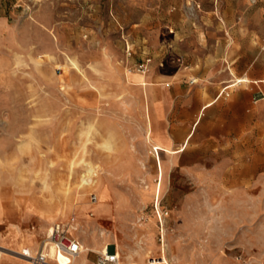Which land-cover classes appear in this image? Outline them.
I'll return each instance as SVG.
<instances>
[{
	"label": "rangeland",
	"instance_id": "rangeland-1",
	"mask_svg": "<svg viewBox=\"0 0 264 264\" xmlns=\"http://www.w3.org/2000/svg\"><path fill=\"white\" fill-rule=\"evenodd\" d=\"M232 82L181 152L173 91ZM57 222L74 264H264V0H0V264Z\"/></svg>",
	"mask_w": 264,
	"mask_h": 264
},
{
	"label": "built area",
	"instance_id": "built-area-1",
	"mask_svg": "<svg viewBox=\"0 0 264 264\" xmlns=\"http://www.w3.org/2000/svg\"><path fill=\"white\" fill-rule=\"evenodd\" d=\"M126 52H129V48L126 46ZM151 63L150 58H146L142 64L137 66L135 69L140 74H146L148 72ZM194 81H191V84ZM231 92L229 88H224L220 91V96L223 98H228ZM91 202H95V196L92 195ZM77 226L75 223H54L49 229V234L47 235V243L52 245L56 255L62 254L67 260H74L82 253V246L80 241L74 237L72 232L76 230ZM163 237L161 238V243ZM25 257L29 258L30 264H46L50 261L45 255H43V250L36 252L34 255H29L27 252L23 253ZM94 264H122L119 254L114 252L99 253ZM148 264H155L153 258Z\"/></svg>",
	"mask_w": 264,
	"mask_h": 264
},
{
	"label": "crops",
	"instance_id": "crops-1",
	"mask_svg": "<svg viewBox=\"0 0 264 264\" xmlns=\"http://www.w3.org/2000/svg\"><path fill=\"white\" fill-rule=\"evenodd\" d=\"M175 65H181V60L179 58H175L174 60L169 61L167 64V66H172V67ZM144 79L146 80V83H147L149 78L146 77L145 75L142 76V79L139 75H134L130 78L132 83H139L140 80L143 81ZM236 80L233 82L235 83ZM234 83L232 85L228 86L227 88L235 87V86H233ZM147 85H149V84L147 83ZM138 86H140V85H138ZM173 93H174V98L178 99L177 103L173 102L174 106L179 104L181 107V114L183 113L186 117V121H191L192 125H193L191 132L187 136H184V135L181 136V138L185 137L181 146H180V148L181 147L183 148V150L181 151V152H183L185 147L187 146V144L189 142V139L193 135V131L195 130L196 126L200 123L204 113L205 112L217 113V111L220 110L222 107V105H221L222 102L220 101V99L221 98L226 99V98H223L222 96H220V92L216 93V91H214V90H209L206 98L204 97L203 93L199 92L196 89L191 90L189 93H186V91L174 90ZM208 99H211L210 101H208L211 103L206 102ZM156 106H157V110L159 111L160 110V108H159L160 103L157 102ZM162 146L165 147L166 149L171 150V151L178 149V148L175 149L174 143H172V145H167V146L162 145ZM177 154H179V153H177ZM177 154H174V155H177ZM174 155H172V156H174ZM34 244H35L34 241L27 242V246L34 247ZM96 244H97L96 242L93 243V241H92V243L90 244L92 246L89 245L88 247L93 249V250L98 249V245L96 246ZM14 249L19 250V249H21V246L19 244H16V247ZM82 259H86V261H87L86 257H81L79 261H81ZM86 261H82L81 263L84 264ZM131 263L136 264V263H134V261L130 260L128 264H131ZM14 264H17V263H14ZM75 264H76V262H75ZM93 264H94V262H93Z\"/></svg>",
	"mask_w": 264,
	"mask_h": 264
},
{
	"label": "bare ground",
	"instance_id": "bare-ground-1",
	"mask_svg": "<svg viewBox=\"0 0 264 264\" xmlns=\"http://www.w3.org/2000/svg\"><path fill=\"white\" fill-rule=\"evenodd\" d=\"M155 153L157 154L156 150H155ZM95 174H96L95 169L92 168L90 165H87L86 173L84 175H82V177H81V181H80L81 185L79 186V188H84V187H88V188L90 187L91 188V186L94 184L93 178H94ZM94 203H96V197H95V202ZM99 213H101V211ZM51 246H50V244L47 243V240L43 243V246H42L43 255H45L50 260V261L46 262V264H51V262H52V264H74L73 260H69L68 261L67 258L64 255H62V254L56 255L55 252H52L51 254H47V251H46L45 248H48V247L50 248ZM83 250H84V248L82 246V252H83ZM26 252L30 256L32 255V249H31L30 246H28V249L27 248H23L19 253H17V255L20 256L23 260L27 261V263H28L29 262V258L25 257L24 254H23V253H26ZM106 252L107 253L109 252L108 245L102 247V251H100L98 253H106ZM154 261H155V264H166V261L162 257H159L158 259H154ZM149 262H151V260H148V263ZM131 264H133V263H131Z\"/></svg>",
	"mask_w": 264,
	"mask_h": 264
}]
</instances>
